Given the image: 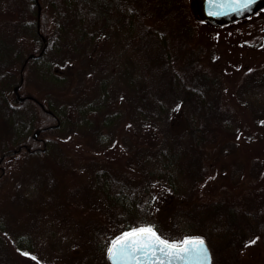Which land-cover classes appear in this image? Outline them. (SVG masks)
Instances as JSON below:
<instances>
[{
    "label": "rangeland",
    "instance_id": "rangeland-1",
    "mask_svg": "<svg viewBox=\"0 0 264 264\" xmlns=\"http://www.w3.org/2000/svg\"><path fill=\"white\" fill-rule=\"evenodd\" d=\"M50 1L62 3L61 0ZM94 2L99 27L94 31L93 39L86 44H80L74 36L66 39L64 37L58 44L60 48L54 46V51L49 52L46 59L31 61V65L35 67L28 72L26 89L20 91L21 95L35 93L40 100H49L54 108L66 113L71 124L67 122L64 128L51 129L42 135L43 140L50 137L53 139L49 141L50 149L47 150V154L36 157L35 154L23 150L4 158L0 163L1 211L11 205L10 200L15 194L25 192L32 196L36 193L27 184L26 172L30 173L33 165L37 163L53 167L56 174L61 177L63 188L71 193L69 194L71 201H62L64 203L62 206L65 207H58L53 213L46 208L43 210V213L47 212L48 215L44 216L37 234L41 246L38 257L43 264H50L52 257L60 258L66 252L70 254L80 252L78 226L84 228L85 234L86 230L99 228L101 224L106 226L110 235L115 236L120 232V228L111 220L112 210L94 193L96 189L93 175L97 170L105 169L135 186L140 202L148 207L151 205L152 217L159 230L163 234L180 237L185 233H194L198 229V221L206 214L202 200L213 194L212 188L217 183L239 177L247 178L243 171H231L228 167L233 159L231 150H237L239 158L257 159L255 169H264V8L229 25L215 26L199 19L194 0H94ZM4 5L6 2L0 0V16L5 9ZM42 10L44 22L47 23L46 29L51 33L55 29L54 11L50 9L48 2L43 4ZM129 21L132 27L128 30ZM257 23L256 27H252ZM149 26L166 32L172 49H175L181 38L200 37L202 44L204 42L208 44L207 59L221 70L224 83L232 89L230 93L228 92V98L237 109V115L228 120L227 130L234 132L245 123L249 125L247 133L239 134L235 143L232 145L227 143L222 147L223 162L217 164L212 175L201 177L200 181H196L192 176L183 178L185 184L181 183L174 193L159 186L156 181L153 182L149 170L151 154L158 146L166 143L186 146L190 152L191 164L196 159V152L186 143L188 136L185 133L181 106L174 108V105L179 103L178 99L167 93L166 87L164 90L163 87H159L164 101L173 107L169 116L157 123H138L132 113L134 87L125 82L127 74H135L140 67V58L146 64L147 73V57L150 51L153 53L157 50L145 38ZM137 35L140 37L136 41H131ZM31 45L32 42H28L21 46L28 49ZM88 58L90 66L95 62L94 66L85 67L87 63L83 62ZM109 63L111 67L102 74L103 78L94 75L92 68L104 71ZM46 64L51 66L60 84L73 78V88L80 92L79 98L75 100L71 92L65 96L54 94L53 86H49L50 80L44 76L47 72ZM83 67L89 69L87 75L77 76L79 69ZM246 70L251 72L249 77L244 74ZM162 84L158 81L159 86ZM101 86H104L107 96L104 108L89 115L87 121L98 124L103 131L97 134L99 138L89 139L80 135V129L77 131L75 125L79 123L81 106L88 104L83 100L100 95ZM44 88L51 90L49 96L42 92ZM7 98L13 105H18L12 92L7 93ZM20 105L14 116L16 119L11 117L13 115L8 116L4 107L0 106V143L2 138L8 135L9 128L14 130L15 135L22 131L23 125L19 120L30 121L31 113L37 116L38 107L35 103L24 101ZM68 126L71 130L68 131L67 138L60 139ZM34 130L25 133L22 131L20 139L31 135ZM203 142L201 141L200 145ZM37 145L42 148V144ZM5 146L13 148L12 141H6ZM179 189L182 191L179 192ZM194 197L197 199L196 204L192 201ZM73 201L76 204H73ZM66 212L68 218L63 228L58 219L65 217ZM51 213L52 215H49ZM21 230L30 234L36 233V229L31 225ZM73 232L77 233L72 234ZM5 241L0 239V264H5L3 262L8 252L17 264H38L36 258L34 260L28 253L15 250L13 243L10 242L12 238L7 241L11 247L8 251L7 246H4ZM253 241L255 242L251 241L242 250V264L264 260L263 240L255 238ZM217 259L218 264H228V261L222 262L223 258ZM102 260L100 257L95 263L102 264ZM55 264L61 263L57 261Z\"/></svg>",
    "mask_w": 264,
    "mask_h": 264
},
{
    "label": "trees",
    "instance_id": "trees-1",
    "mask_svg": "<svg viewBox=\"0 0 264 264\" xmlns=\"http://www.w3.org/2000/svg\"><path fill=\"white\" fill-rule=\"evenodd\" d=\"M4 1L6 2L5 9L2 10V16H0V106L4 107L8 116L13 115L11 117L16 119L14 116L21 103L15 98L18 105L10 103L7 93L14 94L13 87L18 84L20 76L23 80L19 91L26 89L28 72L32 67H35L31 65V61L46 59L48 53L54 51V46L60 48L58 44L64 37L66 39L74 36L80 44H86L93 39L94 31L99 27V19L94 0H61V4L46 0L56 17L55 29L50 33L46 29L47 23L44 22L42 10L43 4L47 3L45 0H39L41 7L39 21H37V6L34 0ZM257 25L258 23L252 27ZM127 27L128 30L132 27L131 21L128 22ZM40 34L43 35L44 40ZM145 36L157 50L153 53L150 51V55L147 57V73L145 72L146 64L140 58L141 65L136 73H128L125 77L126 84H131L134 87L132 113L138 123L163 121L173 109L167 101H164L159 89V87H163L164 90L166 87L167 93L178 99L179 103L174 105V108L181 106L185 133L188 136L186 143L190 144L197 154L191 164L190 152L186 146H177L171 143L158 146L151 154L149 173H151L152 181H156V184L165 189L168 188L174 193L176 189L178 190L179 185L185 184L183 178L192 176L196 181H200L201 177L212 175L217 164L220 165L223 162L222 147H225L227 143L231 145L235 143L239 134L247 133L249 125L245 123L234 132L227 130L228 120L237 115V109L228 98V92L230 93L232 89L224 83L221 70L207 59V50H209L207 46L209 45L205 42L202 44L200 37L181 38L174 47L175 49H172L168 43L166 32L162 30L149 26ZM139 37L138 35L134 36L131 41H136ZM28 42H32V45L30 48L24 49L21 45H26ZM42 48H44L43 52L38 55ZM30 53L36 55L24 63V59ZM88 59L83 62L87 63L85 67L94 66L95 62L90 66V58ZM46 67L47 72L44 76L50 80L49 86H53L54 94L65 96L71 92L75 100L77 97L79 98L80 92L73 88V78L60 84L61 82L59 83L55 77L51 66L46 64ZM85 67L79 69L77 76L87 75L89 69ZM110 67L111 63L104 71L94 68L92 70L95 76L103 78L102 74ZM250 73L249 70L244 72L247 77L250 76ZM158 81L163 84L159 86ZM101 87L100 95L83 100L88 104L81 106L79 123L75 125L77 131L80 129V135L89 139L99 138L100 136L97 134L103 131L98 124L87 121L89 115L91 116L104 108L107 96L104 86ZM42 92L45 96L51 94L49 88H44ZM32 95L43 102L44 107L51 110L52 113H48L35 102L38 107L37 116L31 113L30 121L21 122L19 120V123L23 125L21 129L24 133L40 128L39 137H42L45 132L51 129H62L67 122L71 124L66 113L54 108L49 100L42 101L35 93ZM47 99L49 98L47 97ZM52 124L55 125L52 126ZM82 124L83 126H81ZM69 127H66L68 129L62 137H59L60 139L67 138L68 131L71 130ZM22 131L15 135L14 130L9 128L8 135L4 139L2 138L0 163L4 161V158L11 156L14 149L20 147V151H23L22 142H26L30 146L31 151L28 152L35 154L36 157L47 154V150L50 149L49 141L53 140L52 137L43 140L46 142L45 145H42L44 149H39L38 143L31 136L32 134L23 140L20 139ZM8 140L12 141L13 148H6L5 142ZM201 141H204L202 145H200ZM230 153L233 159L228 167L231 171H243L245 175L247 174V178L239 177L235 180L217 183L212 188L213 194L202 200V207L207 215L204 214V218L198 221V229L194 233H185L180 237L163 234L159 230L152 217L151 205L148 207L140 202L135 186L124 182L105 169L97 170L93 175V184L96 189L94 193L104 200L107 208L112 210L111 220L120 228V232L115 236L110 235L106 226L101 224L99 228L93 227L91 231L86 230L85 234L84 228L78 226V233L73 232L72 234L77 233L80 236V242H78L80 252L78 254L66 252L60 258L52 257L50 264H55L57 261H60L61 264H96V260L100 257L103 259L102 264H108L106 250L111 241L124 231L141 226H153L162 238L168 239L170 242H179L188 237H202L211 249L213 264H218V257L223 258L222 262L228 261V264H242V250L246 245L255 238H261L264 242V169H255L258 162L255 158H239L235 149ZM192 165H194L193 168ZM26 174L27 184L36 193L32 196L25 192L15 194L10 200L11 205L3 211L0 210V239L6 240L5 243H7L12 238L10 242L13 243L15 250L28 253L34 260L36 258L38 264H43L38 257L41 246L37 237L44 216L48 215L47 212L43 213V210L46 208L52 213L55 212L58 207L60 208L64 204L62 201H71V197H69L71 193L63 188L61 177L56 174L53 167L37 163L33 165L30 173L27 171ZM1 175L0 170V177ZM181 191L179 189V192ZM147 197H150L149 193ZM192 201L196 204L197 199L194 197ZM73 204L76 203L73 201ZM67 215L68 213L65 217L58 219L63 228H65ZM28 225L35 228L36 233L30 234L21 230ZM5 243L4 246H7L10 251L11 247ZM4 260L5 264H17L9 252ZM251 264H264V260Z\"/></svg>",
    "mask_w": 264,
    "mask_h": 264
},
{
    "label": "snow or ice",
    "instance_id": "snow-or-ice-1",
    "mask_svg": "<svg viewBox=\"0 0 264 264\" xmlns=\"http://www.w3.org/2000/svg\"><path fill=\"white\" fill-rule=\"evenodd\" d=\"M107 258L111 264H188L193 259L211 264L209 250L202 238L170 242L153 226L124 231L111 241Z\"/></svg>",
    "mask_w": 264,
    "mask_h": 264
},
{
    "label": "water",
    "instance_id": "water-1",
    "mask_svg": "<svg viewBox=\"0 0 264 264\" xmlns=\"http://www.w3.org/2000/svg\"><path fill=\"white\" fill-rule=\"evenodd\" d=\"M37 6V21H39L40 16V3L39 0H34ZM197 15L199 19L206 21L212 25L215 26H224L229 25L234 21H238L241 19H244L247 16H250L254 14L259 9L264 8V0H236L234 3L233 0H194ZM246 5V7L244 6ZM39 26V22H38ZM41 38L44 40L43 35H41ZM44 48L40 50L38 55H40L43 52ZM36 54L30 53L27 55V57L24 59V63L29 59L34 57ZM22 70V69H21ZM22 76H20L18 84H16L13 87L14 92V98L16 101H22L26 98L33 99L35 101L36 98H34L31 95H21L19 92V87L22 83ZM41 107H43L42 103H39ZM48 113H52L51 110H46ZM39 133V129L34 130L33 136L35 137ZM18 151V149H15L13 152L15 153ZM188 238H202V237H188ZM186 239V238H185ZM205 241V244L209 250L210 260L211 264H213V258H212V252L211 249L207 243V241L202 238ZM111 246V245H110ZM109 246V247H110ZM107 258V255H106ZM108 264H111V261L107 258ZM188 264H205V262L193 259L188 262Z\"/></svg>",
    "mask_w": 264,
    "mask_h": 264
},
{
    "label": "flooded vegetation",
    "instance_id": "flooded-vegetation-1",
    "mask_svg": "<svg viewBox=\"0 0 264 264\" xmlns=\"http://www.w3.org/2000/svg\"><path fill=\"white\" fill-rule=\"evenodd\" d=\"M28 95H30V94H28ZM24 96H26V95H24ZM31 96H33V95H31ZM24 101H31V102H33V103H35L36 102V104L37 105H39V101H35V100H33V99H28V98H26V99H24V100H22V101H19L20 103H23ZM41 102V101H40ZM42 105H43V109L46 111L47 110V108H45L44 107V103L42 102ZM53 125H55V124H52V126ZM49 126V125H48ZM47 126V127H48ZM45 128V127H44ZM36 129H39V133H40V128H36ZM39 133L34 137L33 136V133H32V137L34 138V140L37 142V143H40V144H44L45 145V141H43V139L41 138V137H39ZM22 146H23V148H24V150L25 151H31V148H30V146L26 143V142H22V144H21ZM39 149H44V147L42 146V148H39ZM15 150V149H14ZM20 150H21V148L20 147H18V151L17 152H20ZM2 157H4V156H2Z\"/></svg>",
    "mask_w": 264,
    "mask_h": 264
}]
</instances>
